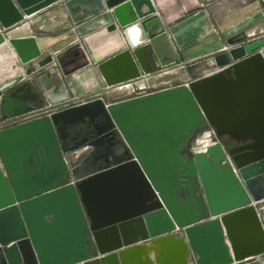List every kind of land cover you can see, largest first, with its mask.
Instances as JSON below:
<instances>
[{"label":"water","instance_id":"water-1","mask_svg":"<svg viewBox=\"0 0 264 264\" xmlns=\"http://www.w3.org/2000/svg\"><path fill=\"white\" fill-rule=\"evenodd\" d=\"M55 3L71 18L78 5L83 18L104 13L124 39L95 63L106 87L180 62L162 57L167 35L151 30L150 0H0V47L24 68L0 83L6 116L37 107L9 92L24 79L48 104L71 99L66 82L35 73L36 37L11 35ZM227 45L203 61L222 69L187 86L110 103L102 94L0 130V264H264V37ZM81 124L86 134L70 135ZM204 126L221 142L187 157ZM111 139L110 164L83 175L67 165L66 155Z\"/></svg>","mask_w":264,"mask_h":264},{"label":"crops","instance_id":"crops-1","mask_svg":"<svg viewBox=\"0 0 264 264\" xmlns=\"http://www.w3.org/2000/svg\"><path fill=\"white\" fill-rule=\"evenodd\" d=\"M150 1L156 15L151 30L161 29L167 35L159 49L165 61L171 58L180 61L170 67V76L180 82L216 66H208L203 61L224 51L227 40L232 39L238 45L250 38L256 39L264 31V6L260 0ZM139 7L142 11L147 10L144 3ZM85 13L79 5L75 6L71 18L64 7L55 3L25 17L11 32L13 36L36 37L42 54L31 65L35 71L44 72L43 80L48 85L59 80L66 82L71 96L68 102L87 95L101 96L106 86L95 63L119 52L124 45V39L113 32V22L106 19L104 13L83 18ZM55 52L58 70L46 66L41 69L53 59ZM20 71L18 68L16 74ZM27 80L32 95L38 99L27 98L25 102L47 103L41 101L38 84L32 78ZM106 101L110 103L111 97L108 96ZM78 153H73L74 159L79 157ZM87 172L83 170L77 174Z\"/></svg>","mask_w":264,"mask_h":264},{"label":"built area","instance_id":"built-area-1","mask_svg":"<svg viewBox=\"0 0 264 264\" xmlns=\"http://www.w3.org/2000/svg\"><path fill=\"white\" fill-rule=\"evenodd\" d=\"M260 1L261 3H263L264 6V0H260ZM261 37H264V31H261V33L258 35L257 38H261ZM254 39L255 37L250 38L243 42H248ZM263 50L264 47L261 48L259 52L262 53ZM44 66L45 65L41 66L40 68L44 69ZM170 67L171 66H167L153 70V72L142 73L138 75V77L136 78L128 79L124 82L117 83L109 87H105L103 92L112 95L110 102L124 101L125 99L138 98L139 96L153 94L154 92L157 91L168 90V88H172L176 86H183V85L187 86L189 81L191 80H197V78L212 75V73L222 69V67L211 66V68L202 70L200 73L192 77L193 79L183 80L182 82H180L179 80L170 76L172 72V69ZM67 104L68 101L62 103H54V104L42 103V104H37V107L34 109L23 111L22 113L15 115L6 116L0 113V130L6 129L10 126L23 124V122H27L32 119H37V117L51 116L52 113L60 110L61 108L68 106ZM220 142L221 140L218 136H216L214 130L209 126H204L198 129V132L194 135L193 141L187 147V152L184 153L187 157H190L199 154L201 152H206V150L209 147ZM87 149L88 146L85 145L82 147V149L77 150L79 151L78 153L79 157L81 156L80 153H82ZM79 157H77L76 159H78ZM66 163L69 167H71L72 164L69 163L67 159H66ZM262 207H264V201H260L257 204L258 209L259 208L261 209ZM261 259H262L261 256L248 257L242 261L235 262L232 264H255L261 261Z\"/></svg>","mask_w":264,"mask_h":264},{"label":"flooded vegetation","instance_id":"flooded-vegetation-1","mask_svg":"<svg viewBox=\"0 0 264 264\" xmlns=\"http://www.w3.org/2000/svg\"><path fill=\"white\" fill-rule=\"evenodd\" d=\"M20 88L21 87L19 86H13L9 89V92L13 98L20 99L21 101L23 100L25 102L27 98H31L30 94L28 95L27 92L21 91ZM85 130H86L85 126L82 124L77 125V126H71L69 128L70 133L80 132L81 135L86 134ZM75 142L76 140L73 139V137L69 135V137L67 138V141H62L63 145L61 146L64 148H67L68 145H72ZM114 142L115 141L111 139L110 141H107L106 143H103V144H96V146H88V149L83 151L81 153V156L78 159L74 160V162H72V165L70 168L73 169L74 167H77V169L79 170H77L76 172H81L83 170L91 172V171L97 170V168L100 166H104L105 164H110L111 158H109V153H111V151L114 148H116V146L118 145V144L114 145L113 144ZM191 142L192 141H190L188 145ZM188 145L184 148L183 152L185 153L187 152ZM78 165H81V167L79 168Z\"/></svg>","mask_w":264,"mask_h":264},{"label":"rangeland","instance_id":"rangeland-1","mask_svg":"<svg viewBox=\"0 0 264 264\" xmlns=\"http://www.w3.org/2000/svg\"><path fill=\"white\" fill-rule=\"evenodd\" d=\"M8 52H9V50L7 51V49H6V50H5V49H2V50H1V53H2V54H3V53L6 54V56L3 55V56H1V58H0V83L6 81L7 78H10V77L16 75V71H17L18 68H19V69H22V68H23V66L19 64L17 58H16L15 56H13L12 54H10V52H9V53H8ZM7 53H8V54H7ZM56 57H57V53L55 52V54H53V59H51L50 62L46 63V65H45L46 67H45V68H48V69L51 68V69L57 71V70H58V65H57ZM16 61H17L18 63H17ZM23 69H24V68H23ZM10 74H11V75H10ZM15 86H19V87H21L20 90H21V91H25V92H27L28 95L30 94V97H31V98H34V97H35V96L32 95V93H31V87H30V85H29L27 79L22 80L21 82H19V83L16 84ZM37 94H38V93H37ZM102 94L105 95V96H104V100H105V102H107L106 100H107L108 96H109V98H110V97L112 98V95H111V94H106V93H104V92H102L101 95H102ZM35 95H36V94H35ZM36 96H37V95H36ZM93 97H94V96H89V95H87V96L81 97V98H79V99L69 101L68 104H67L68 106H66V107H70V106L78 105V104H81V102H83V101H89V100H93V99H95V98H93ZM37 99H38V97H37V98L35 97V98H34V101H36ZM0 101H1V99H0ZM66 107L61 108L60 110L66 109ZM72 133H73V132H72ZM72 133H70V135H71ZM193 139H194V138H193ZM193 139H191L190 141H193ZM66 158H67V161H68L69 163L72 164V162H74V158H70L69 155H66Z\"/></svg>","mask_w":264,"mask_h":264},{"label":"bare ground","instance_id":"bare-ground-1","mask_svg":"<svg viewBox=\"0 0 264 264\" xmlns=\"http://www.w3.org/2000/svg\"><path fill=\"white\" fill-rule=\"evenodd\" d=\"M8 48H9L8 46H6V47H0V58H1V56H3V55L6 56V54H4V53L2 54V53H1V50H2V49H5V50L7 49V51H8ZM9 52H10V51H9ZM9 52H8V53H9ZM8 53H7V54H8ZM10 54H12V55L14 56V54L12 53V51L10 52ZM10 75H11V74H10Z\"/></svg>","mask_w":264,"mask_h":264},{"label":"clouds","instance_id":"clouds-1","mask_svg":"<svg viewBox=\"0 0 264 264\" xmlns=\"http://www.w3.org/2000/svg\"><path fill=\"white\" fill-rule=\"evenodd\" d=\"M132 30H134V31H135V30H138V29H137V28H134V29H132ZM135 43H138V42H135Z\"/></svg>","mask_w":264,"mask_h":264}]
</instances>
